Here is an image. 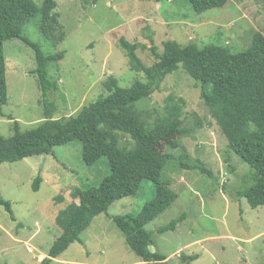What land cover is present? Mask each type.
I'll use <instances>...</instances> for the list:
<instances>
[{
	"label": "rangeland",
	"instance_id": "374dc122",
	"mask_svg": "<svg viewBox=\"0 0 264 264\" xmlns=\"http://www.w3.org/2000/svg\"><path fill=\"white\" fill-rule=\"evenodd\" d=\"M41 6L44 0H34ZM66 37L53 45L40 29V16L24 26L23 33L46 53L64 51L49 64L57 89L44 96L37 75L35 50L20 38L4 43L7 57L8 102L0 108V134L14 133L13 120L22 129L36 126L49 114L61 118L109 94L110 75L123 87L147 82L143 71L131 66L127 53L115 42L123 35L140 42L138 54L152 65L167 40L181 45L209 43L245 50L256 32L264 34V0H228L222 7L197 12L190 0H57ZM85 5L87 7H85ZM115 38V39H116ZM174 93L186 100L185 133L164 151L173 153L160 181L169 182L179 197L146 225L155 244L152 249L182 264H264V205L252 207L240 189L253 184V169L228 147V139L201 96V88L180 68L167 77L150 97L136 107L147 110L150 121L166 116V99ZM52 104V105H51ZM127 136L121 144L130 145ZM186 165H191L190 168ZM206 167L212 175L196 167ZM111 173L106 156L89 165L82 143L56 145L48 154L0 164V189L12 203L13 214L0 204V264H41L63 229L57 223L61 210L79 201L77 189L99 185ZM41 176L38 189L35 181ZM156 195V184L144 179L135 195L115 201L49 264H147L129 246L114 222L119 214H138ZM183 214L177 228L158 229ZM181 254L188 256L182 262ZM181 259V260H180Z\"/></svg>",
	"mask_w": 264,
	"mask_h": 264
},
{
	"label": "trees",
	"instance_id": "16d2710c",
	"mask_svg": "<svg viewBox=\"0 0 264 264\" xmlns=\"http://www.w3.org/2000/svg\"><path fill=\"white\" fill-rule=\"evenodd\" d=\"M227 1L190 0L197 12L222 7ZM97 2L94 0V4ZM57 6V0H44L41 6L34 0H0V108L9 98L4 48L8 39L20 38L35 50L37 65L31 74L37 75L44 96L57 89L49 75V64L63 58L64 51L46 53L23 33L24 26L40 16L41 32L57 46L66 37L60 14L55 11ZM113 35L119 36L114 37L116 44L127 53L133 69L146 74L147 82L136 81L123 87L117 77L110 75L105 82L109 94L77 113L54 118L47 108L44 119L27 130L22 129L19 120L11 117L14 133L11 136L0 134V164L48 154L54 146L74 140L82 143L83 159L87 164H95L104 156L110 163L109 176L97 186L75 190L73 195L79 201L59 212L57 223L63 232L41 264H49L74 241L83 242L80 234L93 219L107 212L115 201L135 195L144 179L155 182V197L138 214H119L113 220L125 234L129 246L147 264H182L170 262L166 254L152 249L155 240L146 225L179 197L169 182L160 181V177L167 163L174 158L172 152L164 149L175 146L176 139L185 133L186 100L171 93L166 99V116H159L154 123L147 110L136 107L139 100L150 97L167 75L180 65L200 86L203 100L228 139L229 149L254 170L253 184L240 189L239 196L246 197L252 207L264 205V34L256 32L251 44L243 51L215 43L181 45L175 40H167L161 54L153 50L156 60L152 65L139 56L140 42L132 43L123 35ZM125 136L130 138V145L121 144ZM196 168L212 175L206 167ZM40 180L41 176L35 181L36 190ZM0 204L16 220L12 203L3 196L1 189ZM185 217L183 214L173 219L158 232L176 229ZM180 258L184 262L189 257L181 254Z\"/></svg>",
	"mask_w": 264,
	"mask_h": 264
}]
</instances>
